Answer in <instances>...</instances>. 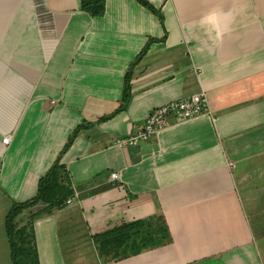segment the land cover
<instances>
[{"label": "crops", "instance_id": "1", "mask_svg": "<svg viewBox=\"0 0 264 264\" xmlns=\"http://www.w3.org/2000/svg\"><path fill=\"white\" fill-rule=\"evenodd\" d=\"M147 1L162 21L137 0H105L102 16L82 0H0V264L12 206L37 194L77 129L61 158L74 199L34 223L40 264L65 257L66 217L95 235L155 216L171 242L107 264H264V0ZM213 10L239 11L218 42L200 24ZM202 93L208 113L115 145Z\"/></svg>", "mask_w": 264, "mask_h": 264}, {"label": "trees", "instance_id": "2", "mask_svg": "<svg viewBox=\"0 0 264 264\" xmlns=\"http://www.w3.org/2000/svg\"><path fill=\"white\" fill-rule=\"evenodd\" d=\"M137 1L158 14L162 21V15L147 0ZM82 8L93 16H102L105 12V0H82ZM146 50L147 48L131 64L125 76L123 104L116 112L123 110L129 102L132 69ZM109 117L111 115L104 119ZM78 131L77 129L70 136L50 170L40 179L37 194L26 202L15 203L12 206L6 221L12 253L11 264H40L34 228L35 220L66 208L67 200L75 196L70 174L67 167L61 163V158L71 147ZM15 216L17 218L13 223ZM70 228L69 231L72 229ZM59 233L61 236V231ZM170 242L171 234L162 216L123 223L103 233L89 235L90 247H94V253L96 252L103 260V264L137 256L145 250L163 247Z\"/></svg>", "mask_w": 264, "mask_h": 264}, {"label": "built area", "instance_id": "3", "mask_svg": "<svg viewBox=\"0 0 264 264\" xmlns=\"http://www.w3.org/2000/svg\"><path fill=\"white\" fill-rule=\"evenodd\" d=\"M208 112V101L204 93L193 95L187 99L168 102L155 109L134 134L118 138L115 145L118 148L138 146L173 124L186 122ZM9 140V137L6 136L2 143L9 144ZM111 177L116 179L118 175L113 173ZM73 199H68L67 203L71 204Z\"/></svg>", "mask_w": 264, "mask_h": 264}, {"label": "rangeland", "instance_id": "4", "mask_svg": "<svg viewBox=\"0 0 264 264\" xmlns=\"http://www.w3.org/2000/svg\"><path fill=\"white\" fill-rule=\"evenodd\" d=\"M16 216L13 219V223L16 221ZM79 218L74 219L73 217H66L61 220L59 225V232L61 231V247L56 246L57 251L58 248H63L65 255L66 264H103V260L98 257L97 253H94V247H90L89 244V235L87 230L83 226L82 223H79ZM72 229H71V228ZM69 228L71 231H69ZM68 230V231H67ZM58 245V240H57ZM52 247H50L51 249ZM46 253V252H45ZM63 258V260H64ZM46 259L51 261V264H54L52 260H58L53 257V252L50 250L49 255L46 256ZM61 259L59 264H64ZM233 261L232 263H234ZM107 264V263H104ZM209 264H229L226 260H218V262H211Z\"/></svg>", "mask_w": 264, "mask_h": 264}, {"label": "clouds", "instance_id": "5", "mask_svg": "<svg viewBox=\"0 0 264 264\" xmlns=\"http://www.w3.org/2000/svg\"><path fill=\"white\" fill-rule=\"evenodd\" d=\"M238 10H229L228 12L210 11L208 15L203 17L200 21L202 26L211 25L210 38L220 41L227 32H229L234 24Z\"/></svg>", "mask_w": 264, "mask_h": 264}]
</instances>
